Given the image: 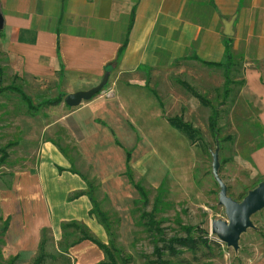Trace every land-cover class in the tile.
Wrapping results in <instances>:
<instances>
[{"label":"rangeland","instance_id":"obj_1","mask_svg":"<svg viewBox=\"0 0 264 264\" xmlns=\"http://www.w3.org/2000/svg\"><path fill=\"white\" fill-rule=\"evenodd\" d=\"M238 60L232 67L233 82L226 97L222 68L189 60L131 77L114 79L107 75L104 87L93 97L105 108L104 113L95 116L87 115V109L76 111L77 106L70 107L63 100L30 115L16 93H1L0 146L7 157L0 165V264H33L43 237V264H73L68 249L79 232L73 227L61 229L63 222L43 232L41 227L46 223L41 218L34 220L35 213L46 208V196L54 201V211L64 203L60 190L70 181H52L56 177L50 173L56 164L68 173L79 172L91 183L89 190L79 175L85 188L67 193L65 199L80 191L92 194L110 222L109 232L100 224L104 233L101 238L95 236L114 247L118 264H152L154 232L148 230L146 213L163 229V237L183 235L181 227L191 225L203 228L217 242L196 251L184 249L178 256L166 254L167 264H264V208L251 216L254 228L241 234L236 251L210 233L211 220L226 218L212 175L213 152L217 149L218 174L234 200L240 201L264 178V164L257 153L264 145L258 119L262 105L242 84L243 68ZM0 64L3 86L20 85L34 104L59 93H71L66 92L71 88L88 89L104 77L93 84L83 78L67 80L61 69L55 77H26L2 54ZM215 110L214 131L209 120ZM161 114L181 117L182 122L197 129L198 135L191 137L179 131ZM126 150L131 151L133 182L145 190V204L125 173ZM38 168L44 171L43 199L40 202L35 191L30 195L31 215L22 192L13 186L19 172Z\"/></svg>","mask_w":264,"mask_h":264},{"label":"crops","instance_id":"obj_2","mask_svg":"<svg viewBox=\"0 0 264 264\" xmlns=\"http://www.w3.org/2000/svg\"><path fill=\"white\" fill-rule=\"evenodd\" d=\"M0 10L4 18L0 54L31 78L55 77L61 69L67 80L83 78L93 84L104 74L131 77L181 60L219 62L229 38L235 59L242 62L245 87L262 105L258 119L264 131V0H0ZM227 22H231L230 35L224 33ZM82 109L95 116L105 108L95 97L82 101L76 111ZM257 153L264 164V145ZM57 166L62 165L51 170L57 179L52 181H70L67 186L61 182L62 190L55 192L58 195L60 190L64 203L54 211V201L46 196V208L35 213L34 220L43 219L42 229L81 221L101 238L104 230L89 215V198L65 199L67 193L83 190L84 181L68 170L62 171L68 176L59 175ZM43 176L38 168L19 172L15 178L13 187L22 192L28 207L34 191L42 202ZM68 253L73 264L106 260L89 240L70 246Z\"/></svg>","mask_w":264,"mask_h":264},{"label":"trees","instance_id":"obj_3","mask_svg":"<svg viewBox=\"0 0 264 264\" xmlns=\"http://www.w3.org/2000/svg\"><path fill=\"white\" fill-rule=\"evenodd\" d=\"M224 56L223 59L219 62H206L202 61L203 64L215 66V67H220L222 68L223 71V76H224V83H225V89L223 91V96L226 97L229 93V86L232 84L233 80L231 78L232 76V67L235 65V57L231 51V41L229 38L224 40ZM123 47L119 49V53L122 51ZM191 59H196L198 60L196 55L190 56ZM147 70L149 68H146ZM3 73L4 69L3 66L0 64V94L4 93L5 91H11L14 92L18 95L20 100L24 103L26 106V110L30 115H36L41 108L43 107H48V106H55L58 105L65 97L66 93H59L57 96L52 97V98H47L44 99L37 104H34L32 101L31 97L24 92L22 87L20 85H17L15 83L5 85L3 86ZM185 88L190 90V92L195 95L199 100L203 98H199V95L197 92L188 85L185 81L180 82ZM245 83V80H242V84ZM206 102V101H205ZM217 114L216 110L213 112V114L210 116L209 120V126L211 129H216V123H217ZM167 122L174 128L178 129L179 131H183L187 133L188 136H194L198 135L197 129H195L191 124L182 122L180 120L181 117L173 116V117H164ZM118 141V140H117ZM116 141V144L119 145ZM126 157H125V167H126V175L129 177L130 183L134 186V188L137 190L139 193L140 199L143 200V204L147 203L146 199V194L144 188L139 184V183H134L133 182V177H132V170L130 166V158H131V151L126 150ZM7 157V152L5 148L0 146V165L4 163L5 159ZM57 169L60 171L67 170L61 166H57ZM74 173H77L80 175L83 180H85L87 186L89 187V190L91 189L92 185L91 183L86 179L85 176L80 174L77 171H72ZM163 184V182L161 183ZM161 188V186H160ZM80 195H86L90 202H91V209L89 210V215L93 216L99 224H101L106 232H109V220L107 217L106 212L101 210L95 198L92 196V194L85 192V191H80L74 194L69 200L74 199L79 197ZM243 198V197H242ZM147 216V222L146 225L148 227L149 231L154 232V236H151V242L153 243V250L152 254L154 256V259L152 260V264H167L168 261L166 259V254L169 256H178L179 254L182 253V251L185 250H198L200 247H206L210 243H217L216 241L210 239L208 237V233L206 230L203 228H200L198 226H191V225H183L181 228L184 232L183 235H176V236H171V237H163V229L159 226L157 222H155L153 216L151 214H145ZM6 220H9V216H7ZM5 220V221H6ZM61 229H65L68 227H73V229L77 230L80 234L78 238H76L69 246H72L76 243H79L83 240H89L93 243H95L104 253L106 260L103 262H99L96 264H118L116 261L115 257V250L114 247H108L107 244L101 242L99 239L93 236L89 228L83 224L80 223L76 220H71L67 222L61 223ZM7 229V224L4 226V230ZM43 232H46V228L42 229ZM196 233V234H195ZM44 236V234L42 235ZM42 238V237H41ZM44 238V237H43ZM40 239L39 244H38V256L35 259L33 264H43V261L46 257V254L43 252V243L44 239ZM43 241V242H42ZM112 246V245H111ZM205 264V263H204Z\"/></svg>","mask_w":264,"mask_h":264},{"label":"water","instance_id":"obj_4","mask_svg":"<svg viewBox=\"0 0 264 264\" xmlns=\"http://www.w3.org/2000/svg\"><path fill=\"white\" fill-rule=\"evenodd\" d=\"M231 22L225 23V35H230ZM4 26V18L0 10V30ZM107 74H104L101 82L85 90H77L65 95L63 101L66 105L78 106L82 101L90 100L104 87ZM219 161L217 149L212 154V175L219 186L218 203L224 209L225 219H213L210 222V233L232 247L235 251L239 247V239L248 228H254L251 216L264 208V178L256 186L251 188L240 201L234 200L228 195L227 186L218 174Z\"/></svg>","mask_w":264,"mask_h":264},{"label":"built area","instance_id":"obj_5","mask_svg":"<svg viewBox=\"0 0 264 264\" xmlns=\"http://www.w3.org/2000/svg\"><path fill=\"white\" fill-rule=\"evenodd\" d=\"M110 94V93H109Z\"/></svg>","mask_w":264,"mask_h":264}]
</instances>
